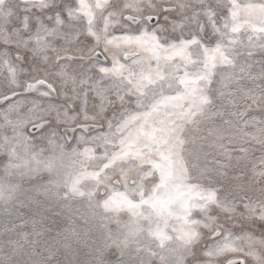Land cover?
<instances>
[{
	"label": "snow or ice",
	"instance_id": "snow-or-ice-1",
	"mask_svg": "<svg viewBox=\"0 0 264 264\" xmlns=\"http://www.w3.org/2000/svg\"><path fill=\"white\" fill-rule=\"evenodd\" d=\"M0 90V264H264V0H0Z\"/></svg>",
	"mask_w": 264,
	"mask_h": 264
},
{
	"label": "rangeland",
	"instance_id": "rangeland-1",
	"mask_svg": "<svg viewBox=\"0 0 264 264\" xmlns=\"http://www.w3.org/2000/svg\"><path fill=\"white\" fill-rule=\"evenodd\" d=\"M68 54L71 55V54H73V53L69 52ZM100 59H101V61H103L104 57L101 56ZM260 59H261V57H260V55H259V51L257 50V55L255 56V60L259 61ZM255 70H256V71L259 70V64H256V65H255ZM246 83H247V81H246ZM0 91H2V90H0ZM32 95H38V93H32ZM251 111H253L254 113H257V114H258L259 109L255 108V106H253V109H251ZM95 134H96L95 131H93V132H92V135H95ZM257 155H259L258 152H257ZM3 220H4V217H3L2 214H0V223H2ZM112 227H115V225H112Z\"/></svg>",
	"mask_w": 264,
	"mask_h": 264
}]
</instances>
